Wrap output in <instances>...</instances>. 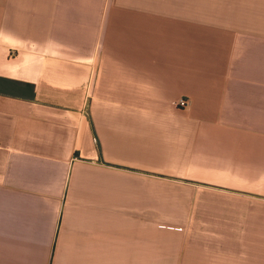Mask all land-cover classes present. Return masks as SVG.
I'll return each instance as SVG.
<instances>
[{"label":"crops","instance_id":"obj_1","mask_svg":"<svg viewBox=\"0 0 264 264\" xmlns=\"http://www.w3.org/2000/svg\"><path fill=\"white\" fill-rule=\"evenodd\" d=\"M0 264H264V0H0Z\"/></svg>","mask_w":264,"mask_h":264},{"label":"built area","instance_id":"obj_2","mask_svg":"<svg viewBox=\"0 0 264 264\" xmlns=\"http://www.w3.org/2000/svg\"><path fill=\"white\" fill-rule=\"evenodd\" d=\"M178 104L180 107H187L189 103L187 100L183 99V100H180Z\"/></svg>","mask_w":264,"mask_h":264}]
</instances>
